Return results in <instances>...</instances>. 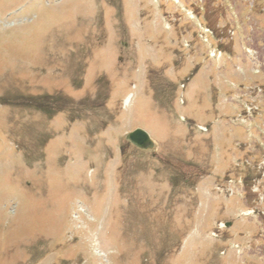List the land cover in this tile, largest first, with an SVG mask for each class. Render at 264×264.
<instances>
[{
    "label": "rangeland",
    "instance_id": "374dc122",
    "mask_svg": "<svg viewBox=\"0 0 264 264\" xmlns=\"http://www.w3.org/2000/svg\"><path fill=\"white\" fill-rule=\"evenodd\" d=\"M0 264H264V0H0Z\"/></svg>",
    "mask_w": 264,
    "mask_h": 264
},
{
    "label": "water",
    "instance_id": "95a60500",
    "mask_svg": "<svg viewBox=\"0 0 264 264\" xmlns=\"http://www.w3.org/2000/svg\"><path fill=\"white\" fill-rule=\"evenodd\" d=\"M129 138L139 147L148 148L154 146L150 135L143 129L137 128L129 133Z\"/></svg>",
    "mask_w": 264,
    "mask_h": 264
}]
</instances>
